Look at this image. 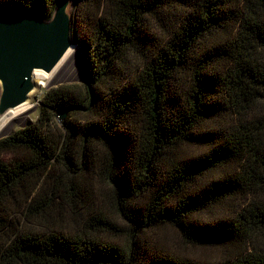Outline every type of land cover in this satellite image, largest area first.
<instances>
[{
    "label": "trees",
    "instance_id": "16d2710c",
    "mask_svg": "<svg viewBox=\"0 0 264 264\" xmlns=\"http://www.w3.org/2000/svg\"><path fill=\"white\" fill-rule=\"evenodd\" d=\"M63 1L0 6L50 19ZM72 15L91 83L47 91L0 138V264H264V0H74Z\"/></svg>",
    "mask_w": 264,
    "mask_h": 264
},
{
    "label": "water",
    "instance_id": "95a60500",
    "mask_svg": "<svg viewBox=\"0 0 264 264\" xmlns=\"http://www.w3.org/2000/svg\"><path fill=\"white\" fill-rule=\"evenodd\" d=\"M72 5L74 0L59 2L50 19L38 8L21 13L0 6V116L27 100L35 69L49 72L75 43Z\"/></svg>",
    "mask_w": 264,
    "mask_h": 264
},
{
    "label": "rangeland",
    "instance_id": "374dc122",
    "mask_svg": "<svg viewBox=\"0 0 264 264\" xmlns=\"http://www.w3.org/2000/svg\"><path fill=\"white\" fill-rule=\"evenodd\" d=\"M85 35H86L85 27L82 28L78 27L76 35L73 30L72 39L75 42L73 46H75L78 51L76 54V58L73 61H70L67 67L62 71L59 78L51 80L45 87L41 86L38 89L35 88L36 90L32 92L28 102L30 103V106L27 108V110L24 112L22 116L23 119L10 122V125L8 126L7 130H5L2 134H0V138L14 132L15 130L21 127L35 123L40 116V109H41L40 100L43 98V96L47 91L53 88H57L61 85H69V84L70 85L77 84L79 86L78 88L81 91V93L85 91L86 86H88L87 83L89 84L91 83L83 60V53H82L83 47L80 42L85 40L87 41ZM76 36L80 38L79 39L80 41L77 40ZM127 58L129 60L128 69L130 71H134L136 66L140 65V59L135 58L133 55H128ZM75 93L78 95L80 94V92H78L77 90ZM3 115H1L0 118ZM81 117L82 115L78 116V118ZM3 119L4 116L0 119V123L2 122ZM62 119L63 118L61 116L60 117L57 116L56 122L60 123ZM96 150L100 153V155L101 154L103 155V153H105L104 149L99 144H96ZM12 158L13 155H8L4 157V159L6 160H10ZM56 172L62 174L64 178H68V179L70 178L69 175H67L66 171L63 169V167H60L59 165L56 167ZM91 186L93 189V198H94L95 207L102 208L107 212L114 214V208H113L114 205L111 199L110 186L99 177L92 179ZM47 193H49V190H47ZM66 209L68 208L65 207L61 210L62 224L65 229L73 230L78 225V223L72 218L71 212H69V210L66 211ZM163 230H164V234L167 236L169 242L172 245L184 249L187 252V254L190 256H194L196 258L199 257L203 260H206V259L216 258L219 253V248L217 249L214 246L192 245L187 242H184L176 233V231L171 227H167L166 229ZM254 239L255 240L254 242L252 241L253 242L252 245L253 246L255 245L260 249L264 250V233H257Z\"/></svg>",
    "mask_w": 264,
    "mask_h": 264
},
{
    "label": "bare ground",
    "instance_id": "6f19581e",
    "mask_svg": "<svg viewBox=\"0 0 264 264\" xmlns=\"http://www.w3.org/2000/svg\"><path fill=\"white\" fill-rule=\"evenodd\" d=\"M77 52L78 51L76 47L72 45L66 50L63 56L59 59V61L55 64V66L49 72L43 69H35L33 71L32 73V80L34 82L33 89L30 91L28 98L25 102L17 105L14 108L9 109L3 115L4 119L0 123V134H2L5 130H7L8 126L10 125V122L23 119L22 116L24 112L27 110V108L30 106V103L28 102H29L32 92L36 90L35 88L38 89L41 86L45 87L51 80L59 78L62 71L67 67L70 61H73L76 58Z\"/></svg>",
    "mask_w": 264,
    "mask_h": 264
}]
</instances>
